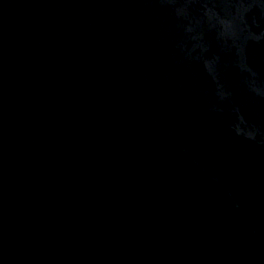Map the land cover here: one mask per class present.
Here are the masks:
<instances>
[{
  "label": "water",
  "instance_id": "95a60500",
  "mask_svg": "<svg viewBox=\"0 0 264 264\" xmlns=\"http://www.w3.org/2000/svg\"><path fill=\"white\" fill-rule=\"evenodd\" d=\"M0 264H264V0H0Z\"/></svg>",
  "mask_w": 264,
  "mask_h": 264
}]
</instances>
